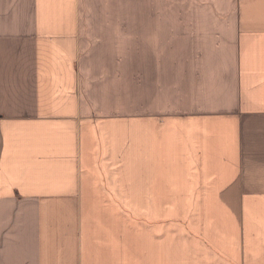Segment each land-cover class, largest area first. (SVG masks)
Listing matches in <instances>:
<instances>
[{
  "label": "crops",
  "instance_id": "obj_1",
  "mask_svg": "<svg viewBox=\"0 0 264 264\" xmlns=\"http://www.w3.org/2000/svg\"><path fill=\"white\" fill-rule=\"evenodd\" d=\"M0 264H264V0H0Z\"/></svg>",
  "mask_w": 264,
  "mask_h": 264
}]
</instances>
